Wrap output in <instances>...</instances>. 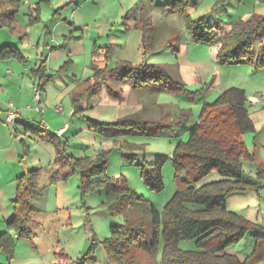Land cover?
I'll list each match as a JSON object with an SVG mask.
<instances>
[{
  "label": "rangeland",
  "instance_id": "rangeland-1",
  "mask_svg": "<svg viewBox=\"0 0 264 264\" xmlns=\"http://www.w3.org/2000/svg\"><path fill=\"white\" fill-rule=\"evenodd\" d=\"M183 1L177 6L181 10L177 9V13L176 8L168 6L161 9L158 6L153 8V13L149 16L151 21L158 24L154 25L155 31H152L155 38V49L147 55L146 61L149 65L164 69L168 77L171 78L173 82L166 87L148 86L142 88L133 103L126 105H121L118 100L114 99L111 92L119 94L121 86L108 79L109 77H105L109 81L99 80L101 89L93 91L94 66L90 65L93 40L87 36L81 46L77 45V52L81 56L74 59L79 61L75 64V68L71 69L68 63L65 64L62 73L54 77L42 92L43 97L45 94L48 97L41 105L43 111L54 112L57 107H61L63 112L58 116L61 117L64 113L68 124H71L74 130L76 126L80 133L76 141L72 139V145L69 142L70 147L66 150L78 159H85L91 155L97 157L98 154L106 153V169L104 173L99 174L98 178L101 181L107 178L116 184L125 181L129 188L144 200V202L130 203L123 214L113 215L105 206L103 189L86 193L83 192L81 182L71 184L61 203V205L74 210L71 213V229L67 231L62 228L60 240L70 248L68 251L73 252V259L70 262L72 264L77 263L89 253L95 238L98 242L110 238L111 227L123 225L125 214L140 217L150 207L163 213L164 207L176 194L175 173L170 155L174 153L178 144L187 142L190 132L200 120L203 106L213 104L229 89L244 90L260 101L253 104L249 99L247 102V109L256 127V132L245 134L244 139L251 152L255 153L256 161L242 162L243 180L255 183L258 172L264 171V92L261 91V88H264V67L260 70L257 68V57L251 62L228 67L222 66L218 60L221 42L218 41L213 46L197 42L188 33L186 27L187 20H197L209 13L206 8L213 6L217 0ZM239 1L232 0V4L226 6L224 11L210 16L209 27L214 26V22H218V26L213 29L220 37L224 27H230L235 21L244 18L249 13L264 16V3L260 0H243L242 3ZM185 2L187 3L185 4ZM164 3L161 6H164ZM181 5L183 6L181 7ZM24 7L23 4L21 11H24ZM145 13L148 16L150 11L144 10L141 13L142 16L145 17ZM137 15L141 17L140 14ZM127 22L132 23V19ZM141 24L143 25V22ZM221 26L224 27L221 28ZM88 35L90 34L88 33ZM113 35L119 37L118 41L123 46L112 54L108 70L115 69L118 61L129 63L143 61L142 39H139L142 34L139 31L134 29L127 34L121 25L104 37L108 38ZM170 40L171 42H169ZM105 42H107L106 39H101L99 46H103L101 44H105ZM65 51L68 57L71 56L68 50L65 49ZM255 51L257 56L260 51L264 54V36L255 40ZM105 52V49L95 50L94 61L103 62ZM50 68H52V74L55 75L53 67ZM99 68L105 69L103 63ZM70 87H72L71 90ZM65 89L70 90V96L65 97L56 106V97ZM75 98L78 99L81 106V110L77 113L74 108ZM187 114L190 117L186 126L178 129L160 131L161 129H157L160 126H145L126 135L124 139L119 137L115 138V141L103 140V142L90 136V121L114 124L121 120L136 119L141 123L159 124L169 123L174 119H183ZM71 136L70 133L64 138L69 139ZM66 139L64 140L66 141ZM110 143L111 145H106ZM158 164L161 166L160 182L155 186L146 184L143 172L148 173L153 166ZM68 180L71 182L72 177ZM68 180L63 182L67 183ZM220 180V175L213 172L199 186ZM73 202L76 203L75 207L72 205ZM56 203V197L53 196L50 206H56ZM226 206L228 211L264 229V182L262 189L258 192L249 191L230 195L226 199ZM189 209L199 210L201 207L189 205ZM54 238L55 236H52L51 240L53 241ZM255 246L254 238L248 234L240 242L229 246L225 253L236 256L244 262L253 253ZM180 247L183 250L191 251L197 249L195 242L181 241ZM82 248L84 251L81 252ZM163 249L164 241L161 232L158 238L157 257L159 260L162 258ZM92 256L97 260V264H105L98 249L93 251ZM256 264H264V260Z\"/></svg>",
  "mask_w": 264,
  "mask_h": 264
},
{
  "label": "trees",
  "instance_id": "trees-1",
  "mask_svg": "<svg viewBox=\"0 0 264 264\" xmlns=\"http://www.w3.org/2000/svg\"><path fill=\"white\" fill-rule=\"evenodd\" d=\"M229 1L222 0L217 3L213 7L214 11L221 9ZM181 2L184 1L177 0L166 7L176 8L177 13V9L181 11L177 7ZM157 24L150 18L143 25L141 51L144 57L155 48L152 31H155ZM186 27L197 42L208 46L221 42L218 59L222 66L251 62L257 57V68L260 70L264 67V54L260 51L257 56L255 51V40L264 36V16L252 15L241 19L221 37L209 27L206 17L197 21L189 19ZM109 52L107 49L106 58H109ZM0 59L21 57L18 49L11 46L0 49ZM42 71H45L44 65L36 73ZM105 77L121 86L119 94L111 92L121 105L133 103L142 88H161L173 82L164 69L149 65L146 61L137 66L120 63L111 71L95 65L93 91L101 89L99 80L109 81ZM247 102L243 90L232 88L213 104L204 105L200 120L190 132L187 142L178 144L170 157L175 173L176 194L164 207L163 213L150 207L140 217L125 214V223L112 226L111 237L103 242H98L95 238L89 253L75 264H97V260L92 256L95 249L100 251L105 264H256L263 261L264 229L228 211L226 206V199L230 195L258 192L264 182V172L258 173L255 183L243 180L242 162L253 160L243 137L255 132ZM74 106L75 113L81 110L77 98L74 99ZM189 117L187 114L183 119L159 124L141 123L136 119L121 120L114 124L90 121L89 128L99 137L115 140L145 126H184ZM58 149L57 164L72 165L74 171L81 175L83 192L103 189L105 206L111 214H123L130 203L144 202L125 181L116 184L107 178L103 181L98 178L106 169V153L98 154L95 158L75 160L67 154L66 143H59ZM40 172L41 170L32 171L17 180V197L13 202L14 218L9 224V232L0 235V250L6 252L9 257L14 253L10 231H16L24 239H30L33 235L30 224L37 210L31 205V201L43 191L41 179L39 182L38 178ZM213 172H217L221 180L199 186ZM160 174L161 166H153L148 173L143 172L144 182L151 186L158 185ZM70 177L71 175L61 180L67 181ZM59 180L60 178L52 177L49 184H55ZM189 205L201 209H189ZM161 232L164 249L159 260L158 238ZM248 234L254 238L256 246L246 261L225 253L229 246L240 242ZM181 241L195 242L196 251L183 250L180 247Z\"/></svg>",
  "mask_w": 264,
  "mask_h": 264
},
{
  "label": "crops",
  "instance_id": "crops-1",
  "mask_svg": "<svg viewBox=\"0 0 264 264\" xmlns=\"http://www.w3.org/2000/svg\"><path fill=\"white\" fill-rule=\"evenodd\" d=\"M174 1L177 0H0V49L15 47L21 57V59H0V88L6 90L5 94L0 93V235L9 232V224L14 218L13 202L17 197L18 178L27 176L32 171L41 170L38 178L39 182L41 179V186H43L40 196L31 201V205L37 210L30 224L33 235L30 239H24L16 231H10V237L14 243V253L12 257H9L6 252L0 250V264H72L70 262L73 259V252L68 251L70 248L62 243L60 233L62 228L67 231L71 229V213L74 210L61 205V203L67 194V188L71 184L81 182V175L74 171L71 164L63 163V166L57 164V159L59 143H66L69 148V142L72 145V139L76 141L80 133L76 126L74 130L72 125L68 124L64 113L61 117L58 116L63 112L62 110L58 111L61 107H57L54 112L43 111L41 105L48 99L46 94L44 97L42 96L46 85L63 71L65 64L68 63L71 69L75 68V64L79 61L74 59L81 56L77 52V45L81 46L87 36L93 40L90 52L91 67L95 65L100 67L103 63L107 68L114 51L123 45L118 41L119 37L113 35L105 38L104 36L109 32H114L116 27L119 28L122 25L127 34L134 29L139 31L142 34L139 37L142 39V43L143 25L150 19L149 16L153 13V8L159 6L162 9ZM221 1L217 0L213 6L207 7L209 13L197 20L206 17L209 25L211 15L224 11L226 6L232 4V0H230L221 9L214 11L213 7ZM260 1L264 3V0ZM239 2L242 3L243 0ZM163 3L165 5L161 6ZM23 4L25 9L21 11ZM144 10H149L150 14L146 16L145 13V17L142 16L141 13ZM5 14L7 16H4ZM137 14H140L141 17ZM252 15L257 14L249 13L241 19ZM130 19H132V23L129 24L127 20ZM217 26L218 22H214V26L211 27L216 28ZM231 26L227 28L221 26V28L224 27L222 35L228 32ZM101 39L107 41L105 44H101L103 46H99ZM65 49L71 53V56L68 57ZM98 49L111 50L109 58H106L107 53L105 52L103 62L94 61L93 55ZM146 60L147 56L138 63L126 61L116 63L117 65L128 63L137 66ZM53 64L54 66H52ZM43 65L45 71L37 74L36 72ZM50 67H53L55 75L52 74ZM36 87L42 89L39 105L36 101ZM71 89L72 87H70ZM70 90L65 89L56 97V106L65 97L70 96ZM261 91L264 92V88H261ZM245 95L248 101L256 98L247 92ZM9 102H12L20 110L14 127L8 126L5 121ZM38 106L41 109L40 112L36 111ZM73 117H76L75 114ZM185 126L170 128L161 126L157 129L164 131ZM89 131L90 136H94L102 142L103 140H112L99 137L90 128ZM70 133L72 136L69 139L64 138ZM243 140L253 156L250 163L255 162V153L251 152L244 137ZM106 145H111V143ZM67 154L75 160L80 159L72 156L69 151ZM69 175L72 177L71 182L68 180L67 183H64L61 179ZM52 177L60 178L61 181L49 184ZM53 196L56 197L58 204L51 207ZM72 205L75 207L76 203L73 202ZM52 236H55L53 241L51 240Z\"/></svg>",
  "mask_w": 264,
  "mask_h": 264
},
{
  "label": "built area",
  "instance_id": "built-area-1",
  "mask_svg": "<svg viewBox=\"0 0 264 264\" xmlns=\"http://www.w3.org/2000/svg\"><path fill=\"white\" fill-rule=\"evenodd\" d=\"M35 92H36V101H37V103L39 105V99H40L41 89L38 88V87H36ZM0 93L1 94H5L6 93V90L4 88H0ZM250 100H251V102L253 104H257V103L260 102L256 98H252ZM61 110L62 109H58L59 112H61ZM36 111L37 112H40L41 111V109L39 108V106L36 108ZM19 112H20V110L17 109L12 102H9L7 104V111H6V119H5V121H6V124L8 126L14 127L16 125L17 120L19 118Z\"/></svg>",
  "mask_w": 264,
  "mask_h": 264
}]
</instances>
